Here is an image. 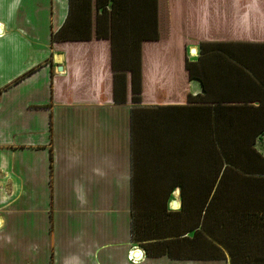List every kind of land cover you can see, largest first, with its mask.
Instances as JSON below:
<instances>
[{"label": "crops", "instance_id": "0c3cea01", "mask_svg": "<svg viewBox=\"0 0 264 264\" xmlns=\"http://www.w3.org/2000/svg\"><path fill=\"white\" fill-rule=\"evenodd\" d=\"M196 4L187 18L197 41L185 45L187 55L181 50L183 60L151 61L144 109L115 102L111 53L92 60L96 94L77 90L79 70L53 38L69 19L70 0H0V264H237L225 250L235 238L250 260H264V175L240 183L230 175L223 189L219 158L206 156L202 104L188 103L191 96L209 107L244 98L258 107L263 90L222 54L197 65L204 85L187 70L201 63L202 43L264 44V0ZM241 58L262 68L264 51ZM248 121L249 132L264 131V111L250 110ZM256 143L264 156V136ZM21 202L27 219L18 241L5 212ZM239 204L250 214L240 223ZM136 215L137 222L154 218L145 242L133 238ZM176 235L181 248L173 255L143 247L166 248Z\"/></svg>", "mask_w": 264, "mask_h": 264}, {"label": "rangeland", "instance_id": "374dc122", "mask_svg": "<svg viewBox=\"0 0 264 264\" xmlns=\"http://www.w3.org/2000/svg\"><path fill=\"white\" fill-rule=\"evenodd\" d=\"M63 1L66 3L68 2V0ZM191 1L192 0H70L69 19H67L65 25L57 31L59 34H56L53 38L56 46L67 51L69 60L73 63L71 70L75 68L79 70L77 90L80 92L81 90L89 91L88 93L90 94L91 92L96 94V91L93 90V84L95 85V82L93 81L91 69V65L93 64L92 60L101 59L102 55L111 53L113 60L112 69H110L113 71L111 92L115 102L120 103L116 100L121 101V99H126V102L120 104L127 105L131 103L133 107H138L140 105L139 107H143L144 109L149 107L150 103L147 98L149 96H145L146 93H149V89H145L144 83L147 80L148 71L151 70L150 65L153 66L151 61L164 62L167 58L183 60L184 55H187L185 52V45L188 42L197 41L194 40L195 37L193 35L189 34L190 27L188 26L189 20L187 17L188 14L191 17L192 15L190 13L192 12L193 14L197 7V0H193L194 3ZM189 8H191V10H189ZM194 22L197 23L198 20H194ZM90 29H95V32L92 33ZM171 48L175 50L168 51ZM181 50L184 55L181 53ZM172 51L174 52L171 53ZM124 53H126V55ZM129 54L136 60V67H138L137 59H139L141 74V79L137 81V89L140 91V95H138V99L135 100L131 72H126L124 77L121 75V72L114 67V65L117 64L116 59H123V56L126 57ZM74 61L76 63H74ZM99 70L105 73L107 68H101ZM156 70L157 72L164 71L165 66L157 67ZM187 70H189L188 65ZM123 78L124 82L122 83ZM167 79L170 78L167 77ZM90 80L92 81V85L90 84ZM194 82L192 83L200 84L198 79ZM161 84L163 87H161L160 90L164 87L166 89L165 84ZM168 86H170V84ZM202 92L204 93V91ZM128 95H131V100L127 99ZM161 96L162 98L164 97V91L159 97ZM189 102L191 101H188V103ZM262 136H264V134ZM257 142L260 144L261 138ZM258 143L255 144V148L260 147ZM225 178L227 179V177ZM223 180L224 172L221 173V186L224 189L229 186L231 180H229V177L228 181L226 180V182H223ZM235 202L237 204L238 201L235 200ZM236 204H234V206ZM239 207L242 209L240 211L239 208L238 211V223L242 220H246L250 215L243 204L242 206L239 204ZM5 215L7 216L6 220L14 225V227L10 229V234H12L14 240L21 241L20 233L22 225L23 222L26 223L27 219H23L22 217V202L21 206L20 203L14 206L11 204L9 210L5 212ZM232 224L236 226V230L238 231L239 226L235 224V220ZM176 225L175 227L169 223L170 228H181L180 223H176ZM141 230L143 231H141L140 236H142L145 242L148 240L149 234L146 228L145 230L143 228ZM194 231L196 230L194 229ZM223 234L224 233H222V239H225V235ZM151 236L152 234L150 233V237ZM171 238L173 239L172 241L164 243L168 244L166 248L164 245L156 246V244L145 243L143 247H149L147 250L151 253L173 255L172 250H180L181 248L180 244H174L177 240H180V235L172 236ZM197 238L198 234L195 235V240ZM231 239L233 240V238ZM228 240L229 236L226 237V241ZM235 242L236 243L232 245L227 243L228 247L225 249L227 252L226 254L231 258L233 257L232 260L235 261L250 260L251 258L247 254V252H249V247L244 242L243 238H235ZM226 254L222 256L226 257ZM256 262L259 263V261Z\"/></svg>", "mask_w": 264, "mask_h": 264}, {"label": "trees", "instance_id": "16d2710c", "mask_svg": "<svg viewBox=\"0 0 264 264\" xmlns=\"http://www.w3.org/2000/svg\"><path fill=\"white\" fill-rule=\"evenodd\" d=\"M261 49L264 51V44L203 43L201 44V53L199 57L201 63L188 64L190 78L191 80L198 79L204 85L205 82L196 74L198 71L196 68L197 65H202L203 59L212 58L215 54H222V56L234 61L238 65L236 66L239 71L238 76L248 77L250 79L254 77L258 81L264 94V58L262 61V68H258V66L255 65L245 66L241 58L245 52H251V54L254 55L257 51H261ZM124 54L126 55V53ZM116 60L117 64H115L114 67L121 72V75L125 77L126 72H131L134 84V100L138 99L140 91L137 89V81L141 79L139 59H137L138 67H136V60L133 59L130 54L126 57L123 56V59L118 58ZM230 64L233 65V63ZM123 82L124 78L122 79V83ZM116 101L124 103L126 99ZM189 101H191L190 104H202V106L198 108L204 113V122L207 125V144L211 145L205 149L207 153L206 156L210 155V157L215 156L219 158V162L215 164L214 171L216 174L224 172L223 182H226V180L228 181L230 175L237 177L238 183H240V181H245L247 177L250 176L264 175V156L255 148L257 138L262 136L264 131L255 134L249 132L247 129L250 110L264 111V101H261L258 107L249 105L251 101L244 98L239 101L216 103L217 105L214 107L206 105L202 96H191ZM225 177H227V179ZM252 178L254 179V177ZM148 216L149 219L139 220V223L136 220L137 215L133 217L132 234L134 239L140 235L142 225L143 229H145L147 225H150L152 219L154 220L152 215ZM156 255V253L152 254V256ZM233 262L237 264H264V260L259 261V263L252 260H233Z\"/></svg>", "mask_w": 264, "mask_h": 264}, {"label": "water", "instance_id": "95a60500", "mask_svg": "<svg viewBox=\"0 0 264 264\" xmlns=\"http://www.w3.org/2000/svg\"><path fill=\"white\" fill-rule=\"evenodd\" d=\"M196 52H197V51H196L195 48H193V49L191 50V53H192V54H195ZM173 205H174V207H176V206H177V202L175 201ZM136 252H137V253H136V257L139 258V257H140V254H141L142 251H141V250H138V251H136Z\"/></svg>", "mask_w": 264, "mask_h": 264}, {"label": "built area", "instance_id": "2783aa9c", "mask_svg": "<svg viewBox=\"0 0 264 264\" xmlns=\"http://www.w3.org/2000/svg\"><path fill=\"white\" fill-rule=\"evenodd\" d=\"M133 261H135V260H133Z\"/></svg>", "mask_w": 264, "mask_h": 264}]
</instances>
